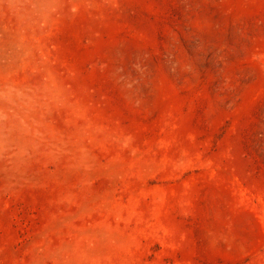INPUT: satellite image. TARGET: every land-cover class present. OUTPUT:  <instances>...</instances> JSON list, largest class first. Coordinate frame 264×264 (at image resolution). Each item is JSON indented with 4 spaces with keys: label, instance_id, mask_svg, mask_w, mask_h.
<instances>
[{
    "label": "rangeland",
    "instance_id": "obj_1",
    "mask_svg": "<svg viewBox=\"0 0 264 264\" xmlns=\"http://www.w3.org/2000/svg\"><path fill=\"white\" fill-rule=\"evenodd\" d=\"M0 264H264V0H0Z\"/></svg>",
    "mask_w": 264,
    "mask_h": 264
}]
</instances>
